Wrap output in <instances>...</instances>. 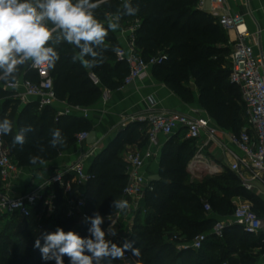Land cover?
<instances>
[{"label": "trees", "instance_id": "1", "mask_svg": "<svg viewBox=\"0 0 264 264\" xmlns=\"http://www.w3.org/2000/svg\"><path fill=\"white\" fill-rule=\"evenodd\" d=\"M122 2L107 0L95 10L96 18L107 27L108 15H115ZM131 2L139 6L137 15L124 16L120 21L140 19L136 45L141 56L149 60L159 53L167 55L161 65L152 68L153 75L186 103L194 98L190 84L193 81L199 90L200 105L212 119L224 129L241 132L243 124H247L246 107L240 88L229 78L231 66L228 56L232 47L228 30L219 19L201 9L199 0ZM48 46L60 56L55 68L51 69L57 99L71 106H91L102 96V87L118 89L129 72L128 65L119 61L117 51H113L122 47L116 31L109 30L104 46L106 50L96 49L101 53L103 63L92 69H85L78 61L73 62V56L79 51L74 45L62 39H52ZM18 71L23 72L25 79L39 80L38 72L30 64L21 66ZM92 73L99 78L101 86L93 82ZM4 84L0 81L1 119H10L14 132L27 125L34 129L22 148L12 146V135H4L5 147L18 166L39 167V163H29L30 155H39L44 162L53 160L77 143L79 133L93 130V122L85 116L57 115L53 105L41 109L34 102L22 105L21 99L13 91L5 89ZM56 129L62 131L66 144L52 149L48 147V141ZM147 139V123L134 121L121 128L114 141L96 155L90 167L94 178L86 191L89 218L97 212L102 217L114 213L112 202L122 198L127 184V163L118 153L126 144L143 145ZM38 141L46 147L45 152H39ZM195 151L194 140L187 138L183 131L167 140L160 160V179L151 180L153 188L145 194V205L136 215L129 241H135L133 246L139 247L142 264H254L255 249L264 246V233L249 234L239 225L227 227L222 238L210 237L201 249L177 248L179 241L173 240L177 231L180 230L184 239L191 242L197 234L212 228L216 215L224 217L233 213L232 199L235 196L244 195L255 201L254 194L243 187L239 176L229 168H225L223 173L193 180L188 165ZM67 177L70 178L71 174ZM57 191V209L50 216L54 220L51 224H43L46 215L44 200L32 208L29 217L1 215L18 219L14 223V231L6 237L0 234V264H56L54 259L44 260L40 249L35 248V242L31 240L38 237L43 247L45 236L57 229L90 237V219L80 223L78 218L68 217L63 191L60 188ZM76 197L73 189L69 198ZM205 199L212 205L211 213L204 209ZM143 211L145 219L140 221ZM104 226L103 222V229ZM39 228L43 229L37 232ZM64 264H69L67 256ZM102 264H107V261ZM112 264L123 262L116 260Z\"/></svg>", "mask_w": 264, "mask_h": 264}, {"label": "built area", "instance_id": "2", "mask_svg": "<svg viewBox=\"0 0 264 264\" xmlns=\"http://www.w3.org/2000/svg\"><path fill=\"white\" fill-rule=\"evenodd\" d=\"M205 1L199 0V6L203 7ZM211 1L220 4L226 2V0ZM211 12L227 30L237 31V39L228 56L231 66L229 78L231 83L240 88L246 107L247 125L241 132L235 133L212 124L210 117H195L179 111L151 112L135 118V121L147 123L148 147L128 153L125 157L127 184L121 199L127 200L129 206L118 214V218L114 216L116 217L114 219H116L117 234L110 237L120 246L125 240H130L135 217L142 208L141 203L145 201L146 192L153 188L151 180L145 173V166L155 155L153 146L159 144L160 135L170 138L183 131L187 138L194 140L196 151L188 165L193 177H200L199 174L203 172L215 175L224 170V165L213 158L216 148L222 152L224 159L229 163V169L239 176L247 191L264 194V54L257 53L254 44L246 40L249 33L242 15L238 13L221 14L218 7H213ZM140 25L141 21L137 18L121 30L125 36V45L117 51V59L128 65L129 72L119 87L120 89L136 80L149 77L152 68L155 65H161L167 59L165 53H159L149 60L141 56L136 45V33ZM262 31L263 29L259 28L258 34L260 35ZM32 68L38 72V81L14 80L6 83L5 88L23 87L24 92L16 96L21 100L35 97L40 109L53 105L57 101V96L51 70L46 66ZM91 78L96 85L101 86L95 74L92 73ZM112 93L113 89L102 87V100L109 101ZM72 109L82 108L80 106L69 107L60 112V115L71 114ZM88 135L89 132L86 131L79 133L77 142L81 143L86 140ZM101 149L100 144L93 143L77 161L67 167L57 169L41 187L25 194H16L13 185L20 169L5 147L4 135H0V178L3 183V188L0 189V216L19 214L22 217H29L32 208L43 200L44 212L53 214L57 209V188H60L66 201L67 216L78 218L80 223L87 221L89 214L86 210V195L84 192H78L76 198H69L74 187L72 179L67 175L75 174L78 185L87 186L94 175L87 170L86 161L96 156ZM203 203L205 211L211 213L213 210L211 203L206 199ZM231 225H239L245 232L257 235L264 229V216L254 209L252 201L245 200L234 207L231 215L218 218L210 230L197 234L190 243H184L180 245V248L201 249L210 237L222 238L226 228ZM129 260L134 261L135 258L131 252H126L122 262L128 264Z\"/></svg>", "mask_w": 264, "mask_h": 264}, {"label": "clouds", "instance_id": "3", "mask_svg": "<svg viewBox=\"0 0 264 264\" xmlns=\"http://www.w3.org/2000/svg\"><path fill=\"white\" fill-rule=\"evenodd\" d=\"M105 3L107 0H0V81H14L19 68L25 64L34 68L46 66L49 70L54 69L60 56L48 45L57 31L61 34L58 39L79 50L73 56V62L78 61L85 69L100 66L103 58L96 49L104 48L109 30L115 32L122 17L135 16L139 11V6H134L131 0H123L115 18L109 19L105 27L95 16V10ZM46 22H51L52 27ZM32 132L34 129L31 125L14 132L10 119H0V135H12L13 147L22 148ZM65 144L62 131L54 130L48 147L56 149ZM37 147L40 153L46 151L39 141ZM29 163L44 164V159L39 155H30ZM128 206L127 200H113L112 207L116 211L108 217L111 223L107 231L102 228L104 218L97 212L89 218L90 237L57 229L45 236L43 247L39 239L34 247L40 249L44 260L54 259L56 264H64L65 256L69 258V264H102L105 261L112 264L113 261L123 260L126 252H131L136 258L129 260L128 264H142L140 249L133 246L135 241L125 240L120 246L108 239L117 234L116 219L113 217L118 218V214Z\"/></svg>", "mask_w": 264, "mask_h": 264}, {"label": "crops", "instance_id": "4", "mask_svg": "<svg viewBox=\"0 0 264 264\" xmlns=\"http://www.w3.org/2000/svg\"><path fill=\"white\" fill-rule=\"evenodd\" d=\"M213 7H218V11L221 14L224 13H238L243 16L244 24L247 28L249 35H247L246 40L255 46V51L257 53L264 54V0H226L225 3L220 4L213 2L211 0H206L204 6L201 9L212 13L211 9ZM115 15H108V18ZM122 21H119V23ZM131 22V21H130ZM130 22L123 24L118 27L116 30L118 43L123 46L125 45V36L121 33V30L127 26ZM263 29L262 33L258 34V29ZM230 36V45L233 48L234 43L237 39V31L236 30H228ZM23 72L18 71L15 77V80H23ZM191 86L194 93V98L191 102L186 103L182 100V98L174 93L168 86L158 80L152 73L151 75L142 80H136L134 83L124 87L123 89H115L113 90L112 96L109 101L104 102L102 100V96L99 100L92 104L89 107L82 108L79 110L72 109L71 114L81 115L87 117L89 120L93 122L94 128L93 130L96 132V143L102 146V149L107 147L111 142L114 141L118 131L135 121V118L147 115L151 112H171V111H179L185 114L195 116V117H212L209 115L206 109H204L199 102V90L196 84L191 81ZM6 83L4 84L5 88ZM7 89V88H5ZM14 92L15 96L18 93H23L24 88L19 87L17 89H9ZM17 97V96H16ZM22 105H26L28 103H38L35 97H27L25 100H21ZM53 109L57 115H60V112L64 111L66 108H72L73 106L67 104L65 101H57L53 104ZM212 124L219 126L213 119ZM220 127V126H219ZM169 138L160 135L159 136V144L157 146H153L155 151V155L147 162L145 166V173L149 177L154 175H160V160L162 155V150L164 148L165 143ZM87 142V139L82 141L81 143H76L71 149L63 152L57 158L53 160H49L41 164L39 167L35 168H20V173L14 180L13 190L16 194H25L34 190L38 187H41L47 179L57 170L67 167L77 161L79 157L90 149V146ZM148 147V139L147 141L141 144L129 145L126 144L122 148V150L118 153L119 156L125 159L126 155L131 152H135L137 150H142ZM101 149V150H102ZM213 158L218 162L224 165L225 168H229V163L226 159H224L223 154L220 150L214 151ZM96 156L89 158L86 161V168L90 171V167L92 166L94 159ZM225 168L220 173L225 171ZM49 171V175L47 176V172ZM189 171V169H188ZM38 176L35 180H39L40 177H46V180L40 184H38L35 188L30 191L24 192V187L31 181L32 173ZM190 173V171H189ZM218 173V174H220ZM193 180L196 178L192 176ZM73 181L74 192L77 194L78 192H84L86 195L87 186H79L77 183V177L75 174H71L70 177ZM201 180V178L199 179ZM259 187V185H257ZM3 188V183H2ZM255 196V201L250 200L244 195L235 196L232 199V202L236 206L237 204L244 202L245 200H250L253 203L254 208L258 211V213L264 216V194L263 193H253ZM145 205V201L141 203V207ZM116 211V210H115ZM115 211L113 214H115ZM46 213V212H45ZM46 215L51 216L52 214L46 213ZM110 215H107L104 218V230L107 231V227L110 225L111 221L108 219ZM226 217V216H224ZM116 218V217H113ZM136 218V217H135ZM216 218H221L216 215ZM261 233H264V229ZM179 243L177 244V248H180V245L187 242L184 239L181 231H177L174 235ZM112 242L110 237H108ZM256 260L254 264H264V246L258 247L255 249Z\"/></svg>", "mask_w": 264, "mask_h": 264}, {"label": "rangeland", "instance_id": "5", "mask_svg": "<svg viewBox=\"0 0 264 264\" xmlns=\"http://www.w3.org/2000/svg\"><path fill=\"white\" fill-rule=\"evenodd\" d=\"M128 21H123L122 23L120 22L119 23V27L122 26L123 24L127 23ZM48 24L49 27H52L51 25V22H46ZM60 33L57 31V32H54L53 33V40L54 41H59L60 39H58V37H60ZM0 111H2V108H1V103H0ZM247 124L244 123L243 124V127H245ZM183 139V138H182ZM20 168H25V167H20L19 166V169ZM47 176L49 175V171L46 173ZM32 179L31 181L24 187L23 191L26 192V191H30L31 189L35 188L38 184L44 182L46 180V177H40L39 180H35V178H38L37 175H35V173L33 172L32 174ZM217 175V174H215ZM200 177H195L196 179L195 180H199L201 178L204 179L205 177H209V176H214V175H210V174H206L205 172L199 174ZM35 177V178H34ZM206 198V197H204ZM235 204L233 203V206ZM145 212L143 211L142 212V215L140 216V221H144L145 219ZM18 218L15 217V216H0V234L1 236H7L9 233H11L12 231H14L15 227H14V223L16 222ZM53 218L50 217L49 215H45V217L43 218V224L48 223V224H51L53 222ZM40 229L42 230L43 228H39L38 231H40ZM38 237L34 238L31 240V242H35L37 240ZM173 240H177V238L175 236H173ZM179 241V240H178Z\"/></svg>", "mask_w": 264, "mask_h": 264}, {"label": "water", "instance_id": "6", "mask_svg": "<svg viewBox=\"0 0 264 264\" xmlns=\"http://www.w3.org/2000/svg\"><path fill=\"white\" fill-rule=\"evenodd\" d=\"M96 132L94 130L89 132V135L87 137V142L89 144H93L96 142ZM160 179V175H154L150 177V180H159Z\"/></svg>", "mask_w": 264, "mask_h": 264}]
</instances>
